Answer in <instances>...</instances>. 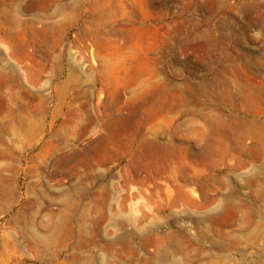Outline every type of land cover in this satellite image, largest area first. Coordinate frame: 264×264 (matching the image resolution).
<instances>
[{"label": "rangeland", "instance_id": "374dc122", "mask_svg": "<svg viewBox=\"0 0 264 264\" xmlns=\"http://www.w3.org/2000/svg\"><path fill=\"white\" fill-rule=\"evenodd\" d=\"M0 264H264V0H0Z\"/></svg>", "mask_w": 264, "mask_h": 264}]
</instances>
